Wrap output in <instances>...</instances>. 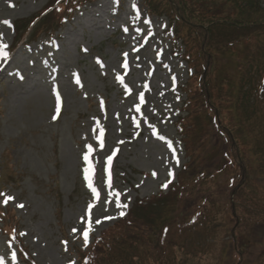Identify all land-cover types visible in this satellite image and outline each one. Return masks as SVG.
<instances>
[{
	"label": "rangeland",
	"instance_id": "obj_1",
	"mask_svg": "<svg viewBox=\"0 0 264 264\" xmlns=\"http://www.w3.org/2000/svg\"><path fill=\"white\" fill-rule=\"evenodd\" d=\"M52 1L0 0V44L7 45V59L0 58V211L14 227L27 264H79L78 251L86 252L125 217L136 198L168 193L189 161L175 123L188 116L183 89L192 71L180 58L181 42L173 45L174 24L148 14L144 0H93L56 33L42 31L31 40L17 33L20 22L39 16ZM258 3L264 7V0ZM235 36L241 38L237 51L218 59V77H237L246 42L254 51L260 41L264 45L254 31ZM221 78L210 86L204 117L214 153L229 148L228 136L214 123L209 128V120L218 109L221 126L235 128L232 111L239 104L223 92L229 81ZM260 89L255 114L254 101L246 98L242 123L244 134L253 130L264 137ZM89 166L98 198L85 180ZM7 197L12 199L5 203ZM2 227L0 264H26ZM193 233L178 239L189 246ZM210 238H216L217 258L225 236ZM231 252L228 246L221 264H236Z\"/></svg>",
	"mask_w": 264,
	"mask_h": 264
},
{
	"label": "trees",
	"instance_id": "obj_2",
	"mask_svg": "<svg viewBox=\"0 0 264 264\" xmlns=\"http://www.w3.org/2000/svg\"><path fill=\"white\" fill-rule=\"evenodd\" d=\"M90 1L53 0L35 23L36 16L20 22L17 33L38 37L42 31L56 32L65 17ZM144 5L150 15L165 16L174 24V37L184 46L183 58L195 72L183 89L188 116L176 123L189 161L168 195L145 204L136 199L126 218L103 232L87 252L78 251V262L221 264L225 262L224 251L231 246L236 264H264V137L253 130L244 134L242 123L247 99L254 101L251 112L255 114L258 86L264 92V45L258 37H264V7L258 0H144ZM236 31H254L260 41L257 51L246 42L237 77H218V59L237 51L235 46L241 41L233 37ZM219 78L229 81L222 90L229 91L239 104L232 111L236 114L235 128L221 126L218 109L216 123L209 120V128L215 125L228 136L229 148L214 153L204 117L213 96L210 86L222 83ZM230 104L232 110V101ZM0 217L2 232L15 238L14 227L6 223L8 216L0 211ZM192 232L189 246L178 239L182 233L190 238ZM219 234L225 238L219 241L220 254L215 258L212 244L216 238H208ZM16 242L27 264L24 248Z\"/></svg>",
	"mask_w": 264,
	"mask_h": 264
},
{
	"label": "snow or ice",
	"instance_id": "obj_3",
	"mask_svg": "<svg viewBox=\"0 0 264 264\" xmlns=\"http://www.w3.org/2000/svg\"><path fill=\"white\" fill-rule=\"evenodd\" d=\"M3 23H6L8 24L9 22L7 21H4ZM0 38H2V35H0ZM7 47V45H3V44H0V58H3V59H7V53L4 51V49ZM118 79H120V77H117ZM78 82V81H77ZM59 102H60V99H59V95L57 94V107L59 108ZM55 118V117H54ZM89 150H91V146H89ZM85 159V162L87 163L88 162V156L85 155L84 157ZM90 167H86L84 169V172H85V180L86 181H89V188L92 190L93 192V195L94 197H97L98 198V193L96 192V189L92 187V184L90 182ZM0 195H3V194H0ZM117 197L119 196V193H116L115 194ZM9 199H12V197H7L6 200H5V203H7V200ZM19 207H22V205H18ZM117 206H121L119 204V200L117 199ZM91 205L89 206V216H90V209H91ZM126 207V206H125ZM121 215H123V213H121ZM97 223H99V221H97ZM91 230V223H90V220H89V223L87 225V227L85 228L84 232H83V237H84V242H85V246L87 245V242H88V234H89V231ZM75 231V230H74Z\"/></svg>",
	"mask_w": 264,
	"mask_h": 264
}]
</instances>
